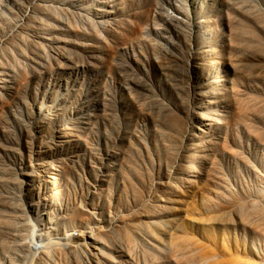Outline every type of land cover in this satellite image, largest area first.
Returning a JSON list of instances; mask_svg holds the SVG:
<instances>
[{
  "label": "rangeland",
  "instance_id": "1",
  "mask_svg": "<svg viewBox=\"0 0 264 264\" xmlns=\"http://www.w3.org/2000/svg\"><path fill=\"white\" fill-rule=\"evenodd\" d=\"M0 264H264V0H0Z\"/></svg>",
  "mask_w": 264,
  "mask_h": 264
},
{
  "label": "bare ground",
  "instance_id": "2",
  "mask_svg": "<svg viewBox=\"0 0 264 264\" xmlns=\"http://www.w3.org/2000/svg\"><path fill=\"white\" fill-rule=\"evenodd\" d=\"M89 256H90V258L91 257L94 258V254L93 253H89Z\"/></svg>",
  "mask_w": 264,
  "mask_h": 264
}]
</instances>
